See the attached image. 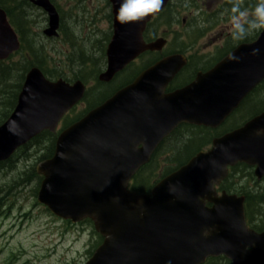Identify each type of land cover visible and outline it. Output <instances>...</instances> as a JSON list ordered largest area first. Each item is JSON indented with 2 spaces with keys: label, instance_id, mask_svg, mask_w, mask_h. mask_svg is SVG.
<instances>
[{
  "label": "water",
  "instance_id": "1",
  "mask_svg": "<svg viewBox=\"0 0 264 264\" xmlns=\"http://www.w3.org/2000/svg\"><path fill=\"white\" fill-rule=\"evenodd\" d=\"M55 23V16L50 12L51 26ZM114 34L108 49L109 69L104 77L123 66L138 49H131L133 39L122 28L116 29ZM257 46L255 54L261 51L264 57V32L256 43L244 48V54L250 55ZM16 48L18 43L0 12V58ZM117 48L118 56L114 52ZM261 60L264 69V58ZM228 62V68L219 67L223 73L238 67L232 64L233 60ZM165 72L171 75L174 71L168 66L143 72L111 103L86 116L60 136L55 159L68 173L62 185L52 194L40 195V201L47 203L54 213L73 220L87 214L82 211V200L92 205L97 227L106 236L104 247L95 254L94 264H108L110 260L112 264H198L207 255L225 252L230 254L233 264H264V233L256 236L246 232L242 219L234 215L202 213L197 195L184 200L183 191L177 194L182 186L191 185L196 179L175 174L162 187L154 189V199L125 190L128 178L147 157L162 132L150 125L140 129L131 117L137 118L142 99L159 91L155 79L167 77ZM226 79L234 83L230 78ZM214 80L209 78L208 83H214ZM228 82L222 85L224 95L230 90ZM80 93L79 83L73 87L60 81L52 84L32 70L14 111V115L24 113L22 123L12 115L8 121L12 124L0 128V159L15 144L40 129L53 128L58 118L78 100ZM217 99L218 105L222 103L219 97ZM139 143H143V147L137 149ZM236 206L239 209L240 202H236ZM218 230H221L220 234ZM234 231H243L255 238V252L242 254L230 245ZM205 233L210 236L205 237Z\"/></svg>",
  "mask_w": 264,
  "mask_h": 264
},
{
  "label": "rangeland",
  "instance_id": "2",
  "mask_svg": "<svg viewBox=\"0 0 264 264\" xmlns=\"http://www.w3.org/2000/svg\"><path fill=\"white\" fill-rule=\"evenodd\" d=\"M57 1L63 9L68 10V13L75 3V0ZM237 1L238 4L246 5L247 3V6L251 8L259 3V0ZM102 5L103 0H84L82 2L84 9L81 7L79 10H73V15H67L64 19L63 31L67 39L62 37L59 41L46 43L47 51L53 57L58 56L57 51L60 48L68 46L67 42L76 44L77 49L69 55L73 65L63 66V72L68 78H72V74L77 69L83 71L86 67L97 68L99 65V42L96 43V41L102 42L103 34L107 32L108 27L106 23L100 22L103 16L97 12ZM25 6V0H16L12 4V8L18 9L17 17L21 16L17 18V21L22 29L28 22L34 21V18L38 22L41 20L37 11ZM233 6L228 4L227 10L230 11ZM39 27L35 24L34 30H38ZM100 29H102V35ZM25 35L30 39L36 55H39L42 52L40 44H37L26 31ZM101 87V92L105 91L106 95L109 88ZM101 97L98 94L96 99ZM83 107L84 105H81L76 112ZM34 151L35 149H32L31 156L26 159H23L20 154L15 159L11 171L5 170L0 173V198L5 199L10 208L6 216L0 217V264H80L87 258V251L95 241L90 226L88 224L67 225L49 215L36 203L33 194L36 180L31 181L30 178L19 187L10 186L11 180L36 164L37 157L42 156L46 149H40L37 153ZM241 182L245 181L241 180ZM261 195V199L264 200V193Z\"/></svg>",
  "mask_w": 264,
  "mask_h": 264
},
{
  "label": "clouds",
  "instance_id": "3",
  "mask_svg": "<svg viewBox=\"0 0 264 264\" xmlns=\"http://www.w3.org/2000/svg\"><path fill=\"white\" fill-rule=\"evenodd\" d=\"M161 4L162 0H120L117 19L121 24L141 21L144 17L159 12ZM231 13L233 39L241 40L250 31L264 30V0H259L251 13L242 10L238 3L234 4Z\"/></svg>",
  "mask_w": 264,
  "mask_h": 264
},
{
  "label": "trees",
  "instance_id": "4",
  "mask_svg": "<svg viewBox=\"0 0 264 264\" xmlns=\"http://www.w3.org/2000/svg\"><path fill=\"white\" fill-rule=\"evenodd\" d=\"M16 0H0V6L5 7L8 15H11L13 18V13L18 9L12 8V4ZM17 16V15H14ZM25 47L23 52L20 54L22 60H18L17 63H11V60L6 62H0V73L5 76L2 80V89L5 101H11L15 98L17 90L19 88L20 80L23 78V74L27 70L28 66L36 63L33 59H31L30 54H34V50L32 49V44L29 38H26ZM4 88V91H3ZM15 90V92H14ZM191 146V139L182 140V142H177L175 145V155H177V159H182V157L189 151ZM4 165V163H0V166Z\"/></svg>",
  "mask_w": 264,
  "mask_h": 264
},
{
  "label": "bare ground",
  "instance_id": "5",
  "mask_svg": "<svg viewBox=\"0 0 264 264\" xmlns=\"http://www.w3.org/2000/svg\"><path fill=\"white\" fill-rule=\"evenodd\" d=\"M25 3H26V6L25 7H29V8H32L30 5H29V1L28 0H25ZM238 3V1L236 0H232L231 1V5H234V4H237ZM246 5H247V3H246ZM20 10H22V9H20ZM21 13V12H20ZM14 15H17V13L16 12H14L13 13ZM21 16L19 15L18 17L16 16V18H20ZM89 62H90V64L92 65V66H94L92 63H91V61L89 60ZM5 78V76H3L1 73H0V91H1V89H2V80ZM3 91H4V88H3ZM14 92H15V90H14ZM48 153V150L46 149V151H45V153L42 155V156H45L46 154ZM261 196V198H262V195H260Z\"/></svg>",
  "mask_w": 264,
  "mask_h": 264
},
{
  "label": "flooded vegetation",
  "instance_id": "6",
  "mask_svg": "<svg viewBox=\"0 0 264 264\" xmlns=\"http://www.w3.org/2000/svg\"><path fill=\"white\" fill-rule=\"evenodd\" d=\"M148 56V52H146L145 54H143V55H141V58H143V57H147ZM140 59V58H139ZM138 59V60H139Z\"/></svg>",
  "mask_w": 264,
  "mask_h": 264
}]
</instances>
